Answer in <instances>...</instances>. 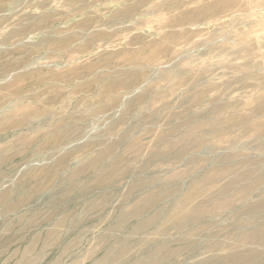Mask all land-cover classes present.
<instances>
[{"label":"rangeland","instance_id":"374dc122","mask_svg":"<svg viewBox=\"0 0 264 264\" xmlns=\"http://www.w3.org/2000/svg\"><path fill=\"white\" fill-rule=\"evenodd\" d=\"M0 264H264V0H0Z\"/></svg>","mask_w":264,"mask_h":264},{"label":"bare ground","instance_id":"6f19581e","mask_svg":"<svg viewBox=\"0 0 264 264\" xmlns=\"http://www.w3.org/2000/svg\"><path fill=\"white\" fill-rule=\"evenodd\" d=\"M23 58L25 59V57H24V56H23ZM23 63H24V62H23ZM17 66H18V65H17ZM15 67H16V66H15ZM28 75L30 76V74H28ZM24 76H25V75H24ZM24 76H23V77H24ZM26 76H27V75H26Z\"/></svg>","mask_w":264,"mask_h":264}]
</instances>
